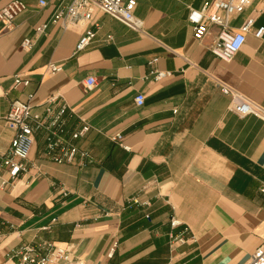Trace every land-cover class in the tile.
I'll list each match as a JSON object with an SVG mask.
<instances>
[{
    "label": "crops",
    "instance_id": "crops-1",
    "mask_svg": "<svg viewBox=\"0 0 264 264\" xmlns=\"http://www.w3.org/2000/svg\"><path fill=\"white\" fill-rule=\"evenodd\" d=\"M18 1L27 7L13 29L0 26V160L16 100L40 113L55 97V108L67 107L66 138L90 129L75 142L87 157L72 164L48 159L44 134L35 135L27 171L0 190V264L42 243L68 251L56 264H247L264 240V119L231 112L219 84L264 109V0L231 18L232 30L253 24L229 62L209 51V37L193 38L189 21L191 9L217 0H136L142 33L96 13L94 38L78 53L86 26L51 21L71 0ZM49 64L61 70L51 75ZM150 71L170 75L157 81ZM17 74L26 87L13 88Z\"/></svg>",
    "mask_w": 264,
    "mask_h": 264
},
{
    "label": "built area",
    "instance_id": "built-area-1",
    "mask_svg": "<svg viewBox=\"0 0 264 264\" xmlns=\"http://www.w3.org/2000/svg\"><path fill=\"white\" fill-rule=\"evenodd\" d=\"M254 0H217L203 2L200 9H191L189 21L192 25V36L197 41L205 37L210 38L209 51L223 62H229L241 49L245 42V35L250 31L253 19H246L237 30L230 28V20L233 16L241 14ZM44 5L43 2L40 3ZM26 4L12 0L0 9V26L2 32L13 29L15 18L26 10ZM136 0H71L64 8L58 10L52 17V22L59 24L60 28L68 30L78 25L86 26L74 48V53L84 50L94 38L95 14L101 13L120 22L130 30L143 32V22L134 15ZM46 24L35 29V35L44 34ZM264 32L260 28L256 36ZM33 45L32 39L25 38L20 43V49L29 51ZM156 59L149 62L151 66ZM49 74H55L61 70L60 64H49L46 68ZM154 80H161L170 75L169 72L150 71ZM29 81L22 75L13 77V88L26 87ZM95 79L89 77L85 81V87L91 88ZM220 91L230 97L229 110L239 117L254 115L264 119V109L254 104L241 94L231 90L227 86L219 84ZM56 98L51 97L40 113L33 112L28 101L16 100L11 103L4 120L13 131V137L5 156L0 160V170H4L7 178L0 176V190L16 181L27 171L26 161L31 152L35 135L44 134L45 156L57 164H72L77 154L85 158L87 155L80 152L75 142L82 139L89 131V126L83 124L74 130L66 138V111L65 105L55 108ZM137 106H142L144 97L139 94L134 99ZM120 138H112L118 141ZM171 227H177L180 222L170 219ZM176 242H182V238H174ZM10 258L16 259L15 264H56L59 261L69 262V253L66 249L56 247L50 243H42L37 247L22 246L12 250ZM247 264H264V240L253 251Z\"/></svg>",
    "mask_w": 264,
    "mask_h": 264
}]
</instances>
